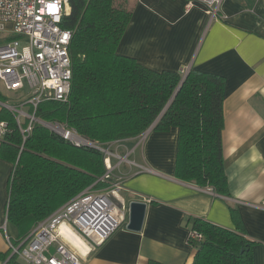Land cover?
<instances>
[{
	"label": "crops",
	"instance_id": "crops-1",
	"mask_svg": "<svg viewBox=\"0 0 264 264\" xmlns=\"http://www.w3.org/2000/svg\"><path fill=\"white\" fill-rule=\"evenodd\" d=\"M126 8L132 18L120 55L156 72L193 70L224 79L222 145L230 196L178 179V129H152L143 142L138 136L111 145L122 199L147 204L142 230L123 226L96 250L85 243L86 254L64 236L65 241L83 264H192L197 248L189 236L200 218L243 231L253 243L254 264H264V0H225L223 18L213 21L199 5L187 12L184 0H126ZM3 144L0 140L2 256L10 253V242H19L7 218L15 164L3 156Z\"/></svg>",
	"mask_w": 264,
	"mask_h": 264
},
{
	"label": "trees",
	"instance_id": "trees-1",
	"mask_svg": "<svg viewBox=\"0 0 264 264\" xmlns=\"http://www.w3.org/2000/svg\"><path fill=\"white\" fill-rule=\"evenodd\" d=\"M70 6L65 19V27L73 32L70 100L43 103L37 117L65 123L81 136L107 145L146 132L171 102L154 130L178 129L176 177L229 197L222 145L224 79L191 70L177 92L182 73L156 72L118 53L132 18L126 5L117 6L116 0H70ZM0 121L13 128L2 154L15 164L7 218L18 229L19 242L88 187L109 186L96 183L106 173L100 151L76 148L40 124L21 151L22 135L14 116L3 109ZM192 223L191 230L204 236L194 245L192 264H254L253 243L243 231L200 218ZM0 258L5 264H24L11 250Z\"/></svg>",
	"mask_w": 264,
	"mask_h": 264
},
{
	"label": "built area",
	"instance_id": "built-area-1",
	"mask_svg": "<svg viewBox=\"0 0 264 264\" xmlns=\"http://www.w3.org/2000/svg\"><path fill=\"white\" fill-rule=\"evenodd\" d=\"M184 1L187 12L199 5L206 10L211 21L223 18L221 7L225 0ZM70 12V0H0V84L5 91L17 96L15 104L0 100V105L15 118L22 135L20 150L23 151L35 125L40 124L76 148L103 153L106 173L96 183L109 184L105 191L94 188V185L88 187L39 222L17 245L10 242L12 255L18 256L24 264H83L81 254L65 241L63 225L82 238L92 251L109 241L128 223L129 205L119 195L122 186L119 180L114 179L110 164L112 143L101 145L81 136L65 123L47 122L36 115L45 102L65 104L70 100L73 32L65 27V19ZM11 34L17 37L11 38ZM188 73L184 70L183 77ZM151 130L139 136L140 142ZM12 134L9 122L0 121V140L5 142ZM120 159L121 162L125 160ZM204 190L215 194L212 188ZM203 240L201 233L191 230L189 241L192 246ZM53 246L55 250L52 252Z\"/></svg>",
	"mask_w": 264,
	"mask_h": 264
},
{
	"label": "water",
	"instance_id": "water-1",
	"mask_svg": "<svg viewBox=\"0 0 264 264\" xmlns=\"http://www.w3.org/2000/svg\"><path fill=\"white\" fill-rule=\"evenodd\" d=\"M184 80H185V78L182 79V82H181L177 92L181 88ZM177 92H176V94H177ZM175 95H174V97H175ZM170 104H171V102L168 104V106L166 107L164 112L161 114V116L158 118V120L153 124V126L150 129H154V127L159 122V120L161 119V117L163 116V114L165 113V111L167 110V108L169 107ZM111 199H113L120 208L122 207V205L120 203H118V201L116 199H114V197H111ZM128 205H129V214H128V223H127L126 227L130 231L140 232L142 230V227L144 224L147 204L145 202L133 201V202H130Z\"/></svg>",
	"mask_w": 264,
	"mask_h": 264
},
{
	"label": "rangeland",
	"instance_id": "rangeland-1",
	"mask_svg": "<svg viewBox=\"0 0 264 264\" xmlns=\"http://www.w3.org/2000/svg\"><path fill=\"white\" fill-rule=\"evenodd\" d=\"M116 5L117 6H125L126 5V0H116ZM1 37L2 36H0V39H1ZM11 38H14V37H17V36H15V35H13V34H11V36H10ZM26 92H28L29 93V90L28 89H26ZM0 100H2L3 102H5V103H8V104H15L16 102H17V100H16V94L15 93H12V92H7V91H5L4 90V88H3V86L0 84ZM112 150V147H110V151ZM112 151H114V149L112 150ZM122 164H124V162H122ZM108 187H106V188H103V189H98V190H100V191H105V189H107ZM121 197H123V195L122 194H119ZM64 206V205H63ZM62 206V207H63ZM61 208V207H60ZM59 208V209H60ZM58 210V209H57ZM56 210V211H57ZM55 211V212H56ZM54 212V213H55ZM53 214V213H52ZM51 250H52V252L55 250V247L53 246L52 248H51Z\"/></svg>",
	"mask_w": 264,
	"mask_h": 264
},
{
	"label": "bare ground",
	"instance_id": "bare-ground-1",
	"mask_svg": "<svg viewBox=\"0 0 264 264\" xmlns=\"http://www.w3.org/2000/svg\"><path fill=\"white\" fill-rule=\"evenodd\" d=\"M63 235L83 254H86L88 251V247L85 242L78 235H75L74 232L67 226H62Z\"/></svg>",
	"mask_w": 264,
	"mask_h": 264
}]
</instances>
